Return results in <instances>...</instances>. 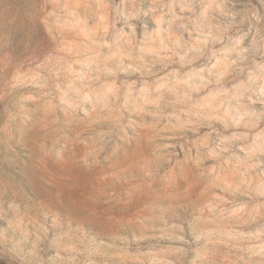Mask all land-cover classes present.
I'll return each instance as SVG.
<instances>
[{
    "label": "rangeland",
    "instance_id": "374dc122",
    "mask_svg": "<svg viewBox=\"0 0 264 264\" xmlns=\"http://www.w3.org/2000/svg\"><path fill=\"white\" fill-rule=\"evenodd\" d=\"M0 264H264V0H0Z\"/></svg>",
    "mask_w": 264,
    "mask_h": 264
}]
</instances>
